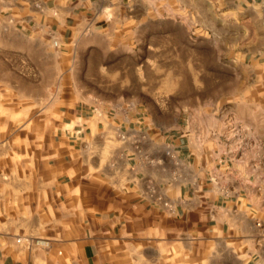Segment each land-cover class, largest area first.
Here are the masks:
<instances>
[{
  "label": "crops",
  "instance_id": "crops-1",
  "mask_svg": "<svg viewBox=\"0 0 264 264\" xmlns=\"http://www.w3.org/2000/svg\"><path fill=\"white\" fill-rule=\"evenodd\" d=\"M114 4L0 0V54L23 63L34 49L51 53L55 42L96 56L183 48L167 29L149 37L138 27L116 31L128 19L113 15ZM225 5L229 16L264 19V0ZM92 61L107 93L129 87L115 73L122 67L110 76ZM177 68L183 85L184 66ZM97 96L92 114L70 115L69 136L47 148L33 174L0 173V264H264V168L257 153L229 148L215 107L183 119L178 108V123L167 125L123 96L122 106ZM204 115L214 116L206 127Z\"/></svg>",
  "mask_w": 264,
  "mask_h": 264
},
{
  "label": "rangeland",
  "instance_id": "rangeland-1",
  "mask_svg": "<svg viewBox=\"0 0 264 264\" xmlns=\"http://www.w3.org/2000/svg\"><path fill=\"white\" fill-rule=\"evenodd\" d=\"M114 2L113 15L128 19L121 27L114 24L116 31L138 27L149 37L167 29L174 40L179 36L183 48L177 53L173 48L171 54H149L142 47L130 54L96 56L90 53L94 48L82 45L76 54L54 43L51 53L34 49L23 63L1 53L0 173L33 174L47 148L69 136L70 115L82 110L92 114L100 105L97 94L104 93L119 106L123 96L132 101V110H152L167 125L178 123V108L183 119L200 106L213 105L217 120L227 124L222 132L229 148L257 153L264 168V19L235 12L229 16L226 0H181V7L176 0ZM136 15L144 23H132ZM106 25L99 23L101 28ZM93 58L109 67L110 76L112 69L122 67L115 73L129 87H112L107 93L97 85L99 74L89 69ZM213 120V115H204L200 125Z\"/></svg>",
  "mask_w": 264,
  "mask_h": 264
},
{
  "label": "built area",
  "instance_id": "built-area-1",
  "mask_svg": "<svg viewBox=\"0 0 264 264\" xmlns=\"http://www.w3.org/2000/svg\"><path fill=\"white\" fill-rule=\"evenodd\" d=\"M57 44V42H55Z\"/></svg>",
  "mask_w": 264,
  "mask_h": 264
}]
</instances>
